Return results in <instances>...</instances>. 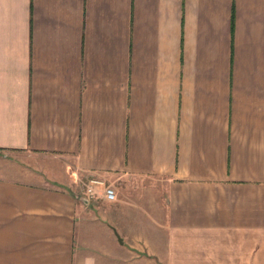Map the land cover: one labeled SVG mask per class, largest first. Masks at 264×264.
Returning <instances> with one entry per match:
<instances>
[{
	"label": "crops",
	"instance_id": "crops-1",
	"mask_svg": "<svg viewBox=\"0 0 264 264\" xmlns=\"http://www.w3.org/2000/svg\"><path fill=\"white\" fill-rule=\"evenodd\" d=\"M0 264H264V0H0Z\"/></svg>",
	"mask_w": 264,
	"mask_h": 264
},
{
	"label": "built area",
	"instance_id": "built-area-1",
	"mask_svg": "<svg viewBox=\"0 0 264 264\" xmlns=\"http://www.w3.org/2000/svg\"><path fill=\"white\" fill-rule=\"evenodd\" d=\"M83 195L88 200L102 197L107 201H112L115 198L113 188L106 185L100 178L92 175L88 176L83 183Z\"/></svg>",
	"mask_w": 264,
	"mask_h": 264
},
{
	"label": "rangeland",
	"instance_id": "rangeland-1",
	"mask_svg": "<svg viewBox=\"0 0 264 264\" xmlns=\"http://www.w3.org/2000/svg\"><path fill=\"white\" fill-rule=\"evenodd\" d=\"M23 161L21 160L19 163H22ZM73 178L75 179V183L77 184V185H79V183L81 182V180H77V182H76V176L75 175H73ZM45 182L44 183H46V184H54V183H52V182H49V181H46V180H44ZM119 186V184L117 185V187ZM123 186H122V184L120 185V191L121 190H123V191H125V189H124V187L122 188ZM142 186L140 185L139 186V189L141 188ZM155 190V191H154ZM153 191L149 188V191H148V193L147 194H145V195H142V197H143V199L141 198V200L139 201H137V203H138V205H139V207H140V209H145V207H146V205H149V203L150 202H153V196H155V202H156V204H157V207L159 206V204H162V194H158V191L156 190V189H154ZM114 192H116L115 191V189H114ZM134 195V194H133ZM117 197V196H116ZM130 197H131V193H130ZM85 198V197H84ZM132 198H134L133 196H132ZM86 199V198H85ZM115 199V198H114ZM135 199V198H134ZM133 200V199H132ZM152 200V201H151ZM113 202H115V201H113ZM112 203V202H111ZM110 204V203H109ZM120 208H123V207H120ZM133 209H134V211H137L136 209H135V207H132ZM159 209V208H158ZM117 240V239H116Z\"/></svg>",
	"mask_w": 264,
	"mask_h": 264
},
{
	"label": "water",
	"instance_id": "water-1",
	"mask_svg": "<svg viewBox=\"0 0 264 264\" xmlns=\"http://www.w3.org/2000/svg\"><path fill=\"white\" fill-rule=\"evenodd\" d=\"M114 235L116 236V238H117V241L118 242H121V239L119 238V236L114 232Z\"/></svg>",
	"mask_w": 264,
	"mask_h": 264
}]
</instances>
